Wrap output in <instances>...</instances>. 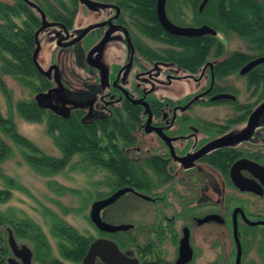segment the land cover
<instances>
[{"label":"flooded vegetation","instance_id":"af4514ba","mask_svg":"<svg viewBox=\"0 0 264 264\" xmlns=\"http://www.w3.org/2000/svg\"><path fill=\"white\" fill-rule=\"evenodd\" d=\"M254 1L261 4L256 11L264 30V2ZM173 4L166 0L167 15ZM254 16L251 9L247 37L221 32L222 40L216 30L206 59L190 69L155 53L147 43L154 39L134 34L124 0H0V40L34 44L41 79L34 89L23 84L33 93L23 102L62 117L78 112L80 122L106 126L103 164L90 166L103 172V181L89 206L99 236L88 249L106 239L136 264H264V111L250 125L264 103V63L241 74L264 58V33ZM230 34L241 40H227ZM49 44L57 53L43 57ZM60 50L65 54L57 57ZM2 75H12L0 68L5 87ZM71 89H85V98H69ZM125 188L132 191L102 208L100 218L132 228L98 230L92 205ZM126 195L138 202L136 219L109 222ZM184 241L189 256L181 254ZM44 242L33 221L0 212V264H25L28 253L29 264H43L37 250Z\"/></svg>","mask_w":264,"mask_h":264},{"label":"trees","instance_id":"16d2710c","mask_svg":"<svg viewBox=\"0 0 264 264\" xmlns=\"http://www.w3.org/2000/svg\"><path fill=\"white\" fill-rule=\"evenodd\" d=\"M201 1L178 0V3L172 5L170 11L172 19L170 18V20L176 24H182L177 22L180 19L175 14L180 12L182 15L183 9L187 8L194 13L193 26L205 24L219 32L233 31L241 37H247L249 36L248 12L252 9L255 13L253 21L257 32L259 34L264 33L262 22L256 11V9H261L260 3L254 0H211L203 11L199 12L198 8ZM155 3L156 0H124V6L129 10L136 31L141 36L154 39L152 41L166 46L155 51V53L169 54L178 63L190 69L197 68L204 62L210 49L215 45L216 38L211 35L188 38L168 34L158 22ZM260 41L257 44L261 45ZM172 46L182 50L170 48ZM33 47V40H0V54L9 55V59L0 56L1 71L11 74L19 82L28 84L32 89L36 87L33 81L41 79L31 56ZM40 82L43 84L41 80ZM44 88L46 87H42L41 90ZM2 89L6 91L3 86ZM7 103L10 106L12 104L9 99H7ZM15 108L20 116L29 122L41 123L44 121L47 133L61 151L60 158L43 154L29 141L18 136L13 130L12 122L3 119L0 115V130L10 134V138L15 143L27 147L30 154L26 156V161L38 173L42 175L58 173L75 155H83L92 163L103 164L101 143L102 137L107 132L103 122L93 125L84 124L80 122L78 112L72 113L68 117H62L38 108L34 101L17 102ZM121 175L125 176L124 173ZM8 196V193L0 190V202L6 201ZM53 229L65 241L64 244L60 245V253L63 258L73 264H80L92 238L80 235L63 222L55 223ZM37 258L43 264H63L61 261L48 256V248L45 242L43 248L38 247Z\"/></svg>","mask_w":264,"mask_h":264},{"label":"rangeland","instance_id":"374dc122","mask_svg":"<svg viewBox=\"0 0 264 264\" xmlns=\"http://www.w3.org/2000/svg\"><path fill=\"white\" fill-rule=\"evenodd\" d=\"M173 1L175 3L176 0ZM257 1L264 2V0ZM175 15L180 19L177 22L182 23L178 25L193 26L194 13L190 9L184 8L182 15L180 12ZM169 17H172L170 12ZM132 30L135 35H138L134 28ZM217 36L223 40L221 32ZM227 40L241 39L230 34L227 36ZM147 43L156 50L163 46L159 42L150 40ZM51 47L53 46L49 44L47 48H42L45 52L43 57L50 54L49 52L53 49ZM72 50H76L77 53L79 47L76 46ZM60 54H65V51L60 50L57 57ZM5 55L9 57L7 54H0V56L6 57ZM55 60L59 63L58 58ZM1 66L2 61L0 60V68ZM2 81L6 91H3L0 82L1 116L9 117L15 133L29 141L43 154L60 158L61 151L47 133L46 123L44 121L41 123L29 122L21 117L15 108L17 102L30 100L33 96L32 91L13 76L2 75ZM73 90L75 89H71L67 93L69 98H77L78 101L85 98V92H83L85 89L80 92ZM7 99L11 101V106L7 103ZM4 132L0 130V190L9 191L10 198L4 203H0V212L18 219L33 221L42 228L48 245V256L61 261L63 264H73L65 260L60 253V245L64 244L65 241L59 235H54L53 223L61 221L85 237L95 238L99 236L88 220V211L92 198L97 196V192L101 193L100 183L103 181V172L99 168L92 169L90 166L95 163H92L88 158L83 157V155H75L60 172L42 175L32 169L26 161V156L30 154L27 147L15 143L10 138V134ZM93 187L96 188L92 191ZM136 204L138 202L132 196L122 197L118 204L113 206L114 212L110 215L109 222L113 224L134 222ZM33 264L39 263L34 261Z\"/></svg>","mask_w":264,"mask_h":264},{"label":"water","instance_id":"95a60500","mask_svg":"<svg viewBox=\"0 0 264 264\" xmlns=\"http://www.w3.org/2000/svg\"><path fill=\"white\" fill-rule=\"evenodd\" d=\"M210 0H202L200 6H199V11L201 12L203 8L207 5V3ZM165 2L166 0H157L156 1V16L158 19L159 24L161 27L170 35L177 36V37H188V38H193V37H202L205 35H211V36H216L217 32L209 27L208 25H201L198 27H192V26H178L173 24L165 11ZM103 41L98 48L104 43ZM35 57V54L34 56ZM259 63H264V58L255 60L251 63H249L246 67H244L241 71V74H244L249 68L252 66L259 64ZM264 111V103L260 105L252 114L251 118L252 121L251 124H255L260 117L261 113ZM132 191L129 188L121 189L114 193L111 197H109L106 200L103 201H98L95 202L92 205V209L90 212V218L92 223L95 225V227L103 232H108V233H115L117 231H126L130 228H132V225H111L108 224L100 218V210L104 208L105 206L111 204L114 202L118 197L121 195L125 194L126 192ZM13 250L16 253V248L13 246ZM181 254H184L189 256V248L187 246V241L185 244V241L183 244H181ZM29 257L30 253L26 255V260L25 264H29ZM101 261L103 264H136L135 259L128 257L124 253H122L117 245L106 239H96L93 241L89 249L82 259L81 264H95L96 260ZM238 261H239V256H238Z\"/></svg>","mask_w":264,"mask_h":264}]
</instances>
